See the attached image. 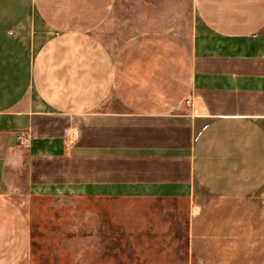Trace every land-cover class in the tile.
Listing matches in <instances>:
<instances>
[{"label": "crops", "instance_id": "crops-1", "mask_svg": "<svg viewBox=\"0 0 264 264\" xmlns=\"http://www.w3.org/2000/svg\"><path fill=\"white\" fill-rule=\"evenodd\" d=\"M38 195L90 264H264V0H0V264H66Z\"/></svg>", "mask_w": 264, "mask_h": 264}, {"label": "rangeland", "instance_id": "rangeland-1", "mask_svg": "<svg viewBox=\"0 0 264 264\" xmlns=\"http://www.w3.org/2000/svg\"><path fill=\"white\" fill-rule=\"evenodd\" d=\"M99 203L101 204L86 197L36 196L32 214L36 256L50 251L55 252L66 264H90L92 250L98 251L100 247L101 229L106 228L105 220L100 222L99 219L97 222L92 217L97 211L101 213L103 209L108 208L106 202ZM118 207L120 208L116 205L109 206L114 209L113 212ZM96 225H99L98 237L96 232L92 231L97 229ZM120 225L116 214V236Z\"/></svg>", "mask_w": 264, "mask_h": 264}]
</instances>
